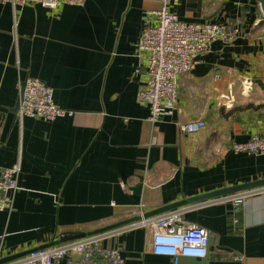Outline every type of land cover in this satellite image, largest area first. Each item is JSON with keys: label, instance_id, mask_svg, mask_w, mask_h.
<instances>
[{"label": "crops", "instance_id": "crops-1", "mask_svg": "<svg viewBox=\"0 0 264 264\" xmlns=\"http://www.w3.org/2000/svg\"><path fill=\"white\" fill-rule=\"evenodd\" d=\"M159 6L160 0H86L56 9L0 2V168L21 167L12 209L0 211V259L138 216L142 206L149 212L264 179V155L231 150L233 142L264 132L259 2L172 5L183 21L234 26L238 37L201 53L195 70L179 79L176 106L151 122L149 107L137 101L146 77L137 42ZM29 76L50 85L56 103L73 114L19 119ZM198 119L204 130H181ZM201 201L180 206L187 207L181 224L208 231L206 257L174 263L154 254L143 227L104 245L119 247L124 264H264V191L246 206L195 205Z\"/></svg>", "mask_w": 264, "mask_h": 264}, {"label": "built area", "instance_id": "built-area-1", "mask_svg": "<svg viewBox=\"0 0 264 264\" xmlns=\"http://www.w3.org/2000/svg\"><path fill=\"white\" fill-rule=\"evenodd\" d=\"M86 0H0L12 4L38 3L50 9L62 5L81 6ZM178 0H160L158 9L150 11L148 20L141 28L137 51L143 59L146 77L137 93V101L150 109L149 120L158 121L170 113L178 103V85L181 75L195 70L199 55L207 52L216 40L233 42L238 37V28L213 22H188L181 20L172 5ZM154 20V21H153ZM73 114L59 106L54 99V89L39 78L27 77L20 97L17 117H41L55 120ZM207 127L203 119L182 123L181 130L195 134ZM235 153L264 155V132L253 134L243 142H233ZM20 163L0 168V211H10L14 196L19 189ZM264 191V186L213 197L195 205L231 202L246 206L252 195ZM187 207L171 209L161 214L143 217L142 206L138 221L106 232L69 240L48 248L33 250L25 256L5 264H124L119 247L105 246L104 240L123 230L143 227L152 235V252L168 255L177 262L180 256L206 257L209 233L198 226H186L184 213Z\"/></svg>", "mask_w": 264, "mask_h": 264}, {"label": "water", "instance_id": "water-1", "mask_svg": "<svg viewBox=\"0 0 264 264\" xmlns=\"http://www.w3.org/2000/svg\"><path fill=\"white\" fill-rule=\"evenodd\" d=\"M257 1L259 2L260 6H261V9H262V11L264 13V0H257ZM23 87H24V82L22 83L20 97H21V94H22V91H23ZM19 105H20V98H19V101L17 103L16 110H18ZM262 186H264V179H259V180H255V181H252V182L238 184V185H234V186H230V187H223L221 189L215 190V191L210 192V193L197 195V196L191 197L189 199H184L182 201H177L175 203H172V204H169V205H165L163 207H160V208L154 209L152 211L146 212L143 215V217H150V216H153V215H157V214L162 213L164 211H168L170 209L177 208V207H180V206H183V205H186V204H190V203H193V202L201 201V200H204V199H207V198H212V197L232 194V193H236V192H239V191L252 189V188H257V187H262ZM141 218H142V216L138 215V216H134L132 218L126 219L124 221H120V222H117V223H114V224H111V225H108V226H105V227H102V228H99V229H95V230L90 231V232H82V233H74V234H70V235H63L59 239L54 240V241H52L50 243H47L45 245H41L40 247L32 248V249L27 250V251L16 253V254L11 255L9 257L2 258V259H0V264H3L4 262H7V261H11V260L13 261L15 259H18V258H20L22 256L27 255L28 253H30L33 250L44 249V248H48V247H51V246L56 245V244H60V243L65 242V241L74 240V239L82 238V237H85V236H90V235L106 232V231H109V230H112V229H115V228H118V227H122L124 225L131 224V223H133L135 221L140 220Z\"/></svg>", "mask_w": 264, "mask_h": 264}]
</instances>
